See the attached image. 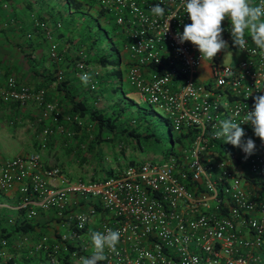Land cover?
Wrapping results in <instances>:
<instances>
[{"label":"built area","instance_id":"obj_1","mask_svg":"<svg viewBox=\"0 0 264 264\" xmlns=\"http://www.w3.org/2000/svg\"><path fill=\"white\" fill-rule=\"evenodd\" d=\"M94 2L119 26L127 53L126 80L143 100L165 111L175 132L171 148L160 161H128L101 178H70L55 162H47L40 149L1 160L0 192L14 193L12 202L0 201V206L19 210L21 222L50 208L65 229L43 232L28 243L26 233L9 230L17 218L0 213V264H31L7 253V235H19L18 246L28 245L27 253L38 251L48 264H80L81 257L92 254L91 232L107 228L119 230L120 240L116 252L106 248V259L98 264H264V143L248 123L240 126L244 139L255 142L251 155L213 136L219 121L239 120L243 112L238 117L237 110H251L253 97L264 94V88L258 89L264 86V54L250 38L247 49L234 47L225 20L228 49L202 61L194 45L177 39L183 25L191 23L182 0H164L163 17L150 11L159 0ZM169 16L175 17L163 34ZM32 19L48 41V56L62 61L50 24ZM225 52L227 61L219 62ZM202 63L207 74L199 77ZM73 67L79 78L90 74V89L97 87L100 70L87 62L83 50L76 51ZM62 78L63 69L57 67L54 81ZM0 100L37 106L38 119L44 121L41 148L50 134L71 138V124L92 127L87 116L47 99L45 87L29 86L12 74L0 83ZM223 141L221 152L216 144Z\"/></svg>","mask_w":264,"mask_h":264},{"label":"crops","instance_id":"obj_2","mask_svg":"<svg viewBox=\"0 0 264 264\" xmlns=\"http://www.w3.org/2000/svg\"><path fill=\"white\" fill-rule=\"evenodd\" d=\"M5 1L6 5L2 6ZM46 7L37 0H0V83L3 77L8 74L14 75L19 81L33 87H45V97L47 99H56L61 107L66 110L68 108V97L58 82L54 81V72L57 67H62L63 78L67 81V87L71 90L76 98L84 99L88 104H94L99 95L92 93L88 85H84L77 73L74 70L73 62L75 59L67 57L66 46L68 43H63L66 39L69 40V32L64 26L55 27L54 20L49 22L44 16H47ZM32 17L46 19L52 27V39L56 42L57 51L59 52L62 61H55L47 54V39L43 38L40 30L34 24ZM26 33L30 35L27 36ZM124 55V72L127 66ZM117 69L120 65L117 63ZM113 70V69H112ZM111 70V71H112ZM104 71V72H103ZM99 73L98 78L102 82V86L108 82V72L104 69ZM116 73V70H114ZM204 72V71H203ZM120 73V70H119ZM202 73V72H201ZM105 76V77H104ZM198 76L203 77L204 73ZM100 85L97 84V87ZM101 87V86H100ZM67 93V94H66ZM67 107V108H66ZM39 110L33 103L21 105L15 101L0 100V133H4L6 137H13L22 141L25 145L31 146L26 150L40 149L39 133L44 126V121L38 119ZM75 129L72 140L62 134H50L45 141L43 156L47 162H55L60 166L56 158V153L60 150L66 153L65 158L73 156V152L81 150L80 160L91 156L96 152H101L103 156L108 155L105 149V143L109 142L111 134L106 130L100 131V140L95 138V127L92 121L90 130L76 125H70ZM87 134V137L85 136ZM62 141V145L60 142ZM122 148L121 146H119ZM4 160V159H0ZM131 161V160H130ZM61 167V166H60ZM12 196H9V201H13ZM16 211V212H15ZM0 213L12 214L19 220L21 212L16 209H9L0 206ZM15 213V214H14ZM23 222V221H22ZM29 223L32 225L30 230L21 231L26 233L28 243L38 238L43 232L52 233L58 229H65L59 225V219L55 213L49 209L40 210ZM15 233V232H14ZM19 235H8L6 245L7 253L13 259L27 260L31 264L36 259H42L43 255L38 251L27 253L28 245L18 246L17 239ZM90 256V255H89ZM5 264V263H2Z\"/></svg>","mask_w":264,"mask_h":264},{"label":"rangeland","instance_id":"obj_3","mask_svg":"<svg viewBox=\"0 0 264 264\" xmlns=\"http://www.w3.org/2000/svg\"><path fill=\"white\" fill-rule=\"evenodd\" d=\"M90 11H93V9L90 8ZM44 17L51 22V18L48 16ZM79 29L80 27L72 28L71 30L73 31H69V40L66 39L63 42L68 43L66 46V50L69 51L67 57H70L71 60L76 59V51L81 49L85 52L87 62L90 65L98 67L100 72L106 69L109 75L107 76L109 81H106L104 86H102L103 84L98 78V85L101 87L99 86L92 89L94 96L97 94L99 95V97L95 99L96 102L94 105L105 108L106 110L104 113L111 116L115 114L116 110H118V106L121 105V109H119L120 115L115 119L116 127L119 128L120 125L138 126L137 130L139 133L137 136L118 133L112 141L105 143L106 153L108 154L106 156H103L101 152H96L91 156V159L84 158L80 160L82 152L78 148V150L73 152V156L67 159V157L65 158L66 153L60 150L56 153V158L61 168L70 178H101L109 174V170L115 171V169L123 167L129 160H131L132 163L144 158L153 161L162 160L171 148L169 138L171 134L175 133L171 129L169 121L165 119V111L156 104L143 100L138 92L126 80L124 74L125 53L122 50L118 53L120 76H117L114 70H116L118 66L110 64L103 67L89 57V55L93 53L102 52L106 58L115 62L116 53L114 46L111 44L112 41L101 35L103 36L102 43L99 46L97 45L90 48L87 43L79 39V34H77V30ZM114 42H116L115 39ZM233 52H236V50H233ZM228 56V53L223 54L219 57V62H226ZM199 71L200 74L206 73V65L204 63L201 64ZM143 128L150 132L149 136L144 137L142 135ZM3 131L0 133V159L8 158L15 153L27 151L26 149L31 148V146L25 145L16 138L6 137ZM85 136L87 137V134H85ZM73 137L74 136L70 139L72 140ZM65 138L68 141V137ZM60 144L62 145V141ZM224 145L225 142L223 141L220 144H216V148L222 152ZM43 150L44 147L40 148L41 152H43ZM8 200L9 198L0 192V201ZM42 262V264H48L45 258H43Z\"/></svg>","mask_w":264,"mask_h":264},{"label":"clouds","instance_id":"obj_4","mask_svg":"<svg viewBox=\"0 0 264 264\" xmlns=\"http://www.w3.org/2000/svg\"><path fill=\"white\" fill-rule=\"evenodd\" d=\"M164 0L150 8L151 13L163 17L165 8L161 7ZM184 12L188 14L191 23L183 25V32L177 34L179 43L190 42L200 53L202 61H212L221 51L228 49V43L223 38V22H229V32L232 44L238 50L247 49L250 38L255 47L264 54V0H182ZM175 16H169L168 21ZM226 53V52H225ZM90 74L83 73L80 80L87 85ZM264 86L258 88L261 89ZM251 94L249 91L246 98ZM247 106V105H246ZM239 120L228 118L219 121V129L213 133L215 139H221L234 147H239L247 155L255 151V142L251 138L244 139L245 131L241 123L251 124L255 136L264 143V94L253 97L252 109L237 110ZM93 246L92 254L81 257L80 264H98L106 259L105 249L116 252L120 240V231L107 228L104 232L92 231L90 234ZM195 262V258H194Z\"/></svg>","mask_w":264,"mask_h":264},{"label":"trees","instance_id":"obj_5","mask_svg":"<svg viewBox=\"0 0 264 264\" xmlns=\"http://www.w3.org/2000/svg\"><path fill=\"white\" fill-rule=\"evenodd\" d=\"M38 1H41V4L46 7V14L49 18H51V20H54L53 23L56 21L60 22L59 26H64L68 32L72 28L74 29L76 27H80V29L77 30V34H79V39L82 42L87 43L88 47L93 48L94 46H99L102 43L103 36L112 41L111 44L114 46L116 53L115 62L106 58L102 52L93 53L92 55H89V57L103 67L110 64H115L117 66L119 61L118 53L120 50L123 51L122 42L120 40L121 32L119 26L114 22L113 15L110 12L100 8L96 5L94 0H37V2ZM90 8H92L93 11H90ZM72 31L73 30H71V32ZM114 39L116 42H114ZM116 75L120 76L119 69H116ZM58 84L61 85V88L68 93H66L69 99L68 108L66 107V110L78 112L93 121L96 130L95 138L97 141L101 138V130H106L109 134H111V136H109V141H112L118 133H124L130 136L138 135V126L120 125L119 128L116 127L115 119L120 115L119 109H121V105L118 106V110H116L115 114L111 116L104 113L106 110L105 108L98 107L91 103L88 104L84 99L76 98L71 90L66 86V79L60 80ZM165 119L167 121V118ZM142 130V135L144 137L149 136V131L144 130V128ZM111 172L112 170H109L108 173ZM31 227L32 225L29 222L16 220L9 230L11 233L27 231L30 230Z\"/></svg>","mask_w":264,"mask_h":264},{"label":"water","instance_id":"obj_6","mask_svg":"<svg viewBox=\"0 0 264 264\" xmlns=\"http://www.w3.org/2000/svg\"><path fill=\"white\" fill-rule=\"evenodd\" d=\"M169 144H170V145L172 144V138H171V136H170V138H169Z\"/></svg>","mask_w":264,"mask_h":264}]
</instances>
